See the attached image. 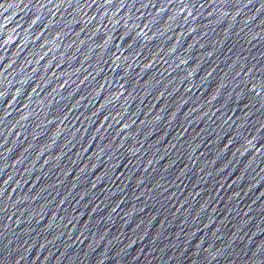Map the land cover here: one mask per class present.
I'll list each match as a JSON object with an SVG mask.
<instances>
[{
    "label": "water",
    "instance_id": "95a60500",
    "mask_svg": "<svg viewBox=\"0 0 264 264\" xmlns=\"http://www.w3.org/2000/svg\"><path fill=\"white\" fill-rule=\"evenodd\" d=\"M149 264H264V0H60Z\"/></svg>",
    "mask_w": 264,
    "mask_h": 264
}]
</instances>
